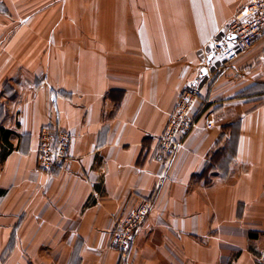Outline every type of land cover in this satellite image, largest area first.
Masks as SVG:
<instances>
[{
  "label": "crops",
  "instance_id": "crops-1",
  "mask_svg": "<svg viewBox=\"0 0 264 264\" xmlns=\"http://www.w3.org/2000/svg\"><path fill=\"white\" fill-rule=\"evenodd\" d=\"M247 2L0 0V264H264V36L213 56ZM185 89L195 125L165 165ZM43 127L71 134L52 175ZM143 201L119 254L116 221Z\"/></svg>",
  "mask_w": 264,
  "mask_h": 264
},
{
  "label": "built area",
  "instance_id": "built-area-1",
  "mask_svg": "<svg viewBox=\"0 0 264 264\" xmlns=\"http://www.w3.org/2000/svg\"><path fill=\"white\" fill-rule=\"evenodd\" d=\"M264 36V0H248L238 15L229 23V32L223 43L214 49L221 65H228L236 57L248 51ZM199 90L185 89L178 96L165 130L158 140L157 157L167 165L182 145L186 134L194 127L191 111L199 99ZM205 125L211 127L209 117ZM71 134L67 131L43 127L39 132L37 145V169L52 175L62 169L69 160ZM151 209L148 201L137 208L126 211L117 219L110 244L119 254H128L137 233L143 228Z\"/></svg>",
  "mask_w": 264,
  "mask_h": 264
},
{
  "label": "rangeland",
  "instance_id": "rangeland-1",
  "mask_svg": "<svg viewBox=\"0 0 264 264\" xmlns=\"http://www.w3.org/2000/svg\"><path fill=\"white\" fill-rule=\"evenodd\" d=\"M213 56H215V52H214Z\"/></svg>",
  "mask_w": 264,
  "mask_h": 264
}]
</instances>
